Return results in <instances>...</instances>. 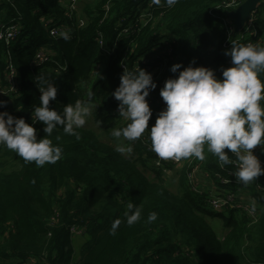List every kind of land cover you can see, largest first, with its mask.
<instances>
[{
  "label": "trees",
  "instance_id": "16d2710c",
  "mask_svg": "<svg viewBox=\"0 0 264 264\" xmlns=\"http://www.w3.org/2000/svg\"><path fill=\"white\" fill-rule=\"evenodd\" d=\"M224 1L179 0L168 7L163 0L160 6L150 0H82L72 9L64 0H0V24L20 25L9 45L0 39V90L12 85L7 77L10 61L16 73L15 90L5 98L0 92V101H6L0 111L32 123L42 94L34 77L42 72L58 85L50 107L62 111L68 103L86 100L92 90L96 121L107 130L122 127L127 121L119 116V101L111 93L120 84L123 64L131 70L145 58L140 67L157 83L147 97L155 100L150 128L166 107L160 89L177 75L171 65L182 62L186 67L195 58L196 66L212 67L221 77L222 69L231 65L224 54L230 39L264 44V3L254 13L253 32L236 34L225 26V21L233 26L234 20L228 16L233 7H223ZM49 20L71 39L51 36ZM41 47L51 52L50 60L33 65ZM34 127L38 138L46 135L42 122ZM77 132L79 139L62 127L53 130L49 138L62 148V156L44 166L25 162L0 145V264L28 259L41 264H264V174L248 185L239 183L235 165L220 167L206 146L204 160L157 165L148 130L126 142L133 148L130 155L117 152L92 129ZM261 147L254 152L264 160ZM195 164L226 189L248 190L252 198L247 201L256 200L258 218L238 207L214 209L208 200L213 187L202 184L203 192H196L188 178ZM144 168L153 170L154 177ZM169 170L177 172L176 190L164 178ZM220 177L229 181L221 183ZM129 201L142 208L141 220L132 226L124 216ZM152 211L157 219L146 223ZM117 218L122 222L112 235ZM220 222L221 234L216 229ZM75 226L82 231L72 232Z\"/></svg>",
  "mask_w": 264,
  "mask_h": 264
},
{
  "label": "clouds",
  "instance_id": "9594fccd",
  "mask_svg": "<svg viewBox=\"0 0 264 264\" xmlns=\"http://www.w3.org/2000/svg\"><path fill=\"white\" fill-rule=\"evenodd\" d=\"M178 2L163 0L168 7ZM161 4L162 0H150V5ZM62 37L71 39L67 31ZM230 43L224 54L231 57V65L222 69L221 77L212 67L196 66L195 58L186 67H182V62L171 65L170 71L177 75L166 79L160 89L166 107L150 128L153 109L147 97L157 83L148 70L140 66L130 70L125 65L120 84L111 93L119 101V116L127 121L124 126L111 129V136L121 141L116 144V151L131 154L132 145L122 141H136L148 130L151 151L159 159L181 161L194 156L204 160L206 146L220 167L235 165L233 175L239 183L248 185L264 174L254 152L257 145L264 151V44L231 39ZM34 80L42 94L32 112V123L7 110L0 111V145L15 151L25 162H35L37 166L55 164L61 159L62 148L49 138L53 130L62 127L66 134L79 139L77 130L85 126L98 105L94 103V91L89 90L86 100L77 99L59 111L50 107V101L58 94L55 80L42 72ZM5 104L0 101V106ZM37 122L45 125L46 135L42 138H38L34 127ZM256 206L252 199L251 210L255 211ZM124 216L132 226L141 220L142 208L129 201ZM156 219L157 213L152 211L145 222ZM121 222L119 218L112 222L110 234H116Z\"/></svg>",
  "mask_w": 264,
  "mask_h": 264
},
{
  "label": "built area",
  "instance_id": "2783aa9c",
  "mask_svg": "<svg viewBox=\"0 0 264 264\" xmlns=\"http://www.w3.org/2000/svg\"><path fill=\"white\" fill-rule=\"evenodd\" d=\"M64 1L67 3V5L70 8L74 9L82 0H64ZM242 1L243 0H228V1H224L221 5L225 8H229V7L236 8ZM262 3H264V1L260 2L258 7ZM257 8L255 9V11L257 10ZM255 11L252 13L251 18L249 19V21L245 25L242 32H246L249 34L253 32V27L251 25L253 23ZM81 24H84V22L81 21ZM46 26L49 29L50 35L53 37L61 36L62 33L66 31V29H63V27L58 26L52 20L47 21ZM225 26L229 31L234 30V24L232 26V23H228L227 21H225ZM232 31H231V33H232ZM19 33H20V25L18 23H10V24L1 23L0 24V39H2L6 45H9L10 42L13 39H15ZM99 42H100V44H103L102 39H100ZM170 53H171V51L167 50V54H170ZM50 56H51V52H48V50L45 47H41L40 49L37 50L32 63H33V65H40V64L50 60ZM147 61H148L147 59L143 58V60L137 66L139 67L142 65V63H147ZM123 66L125 67L124 64H123ZM15 74H16L15 73V67H14L13 63H11V61H10L8 66H7V77H8V80L12 83V85L6 89L4 88V89L0 90V92H2V94H3L2 98H5V96L9 95L10 93H12L15 90L14 86H13V84L15 82ZM147 100L149 101L150 105L152 103H154V101H155L153 97H149V98H147ZM156 157H157V155H156ZM258 158L261 161V165L264 167V160L261 157H258ZM195 159H196V157L193 156L189 159V162H192ZM156 160H157V162H156L157 165H160L163 162H172L175 164H181L184 162L183 159L181 161H174L171 159L162 160V159H159L158 157ZM200 174H202V173H201V166L199 164H195L194 166H192V169L188 172V178L191 181V183L193 185V189L196 192H203V187H202L203 183H202L201 177L199 176ZM205 175L207 176L208 174L205 173ZM220 178H221L220 179L221 183H227L229 181L228 179H226L224 177H220ZM212 187H213L212 192H211V195H210L208 200L214 209L221 211V210H227L229 207H233V208L238 207L241 210H243L244 212H246V214H248L253 220H256L258 218V215H259L258 209L259 208H257V206H256L255 211H252L251 207H250L251 201H247L248 199L239 201L238 198H240V196H239L238 192L226 189L223 187V185L217 184V183L215 185H213ZM81 231H82V228H80V227L75 226L72 228V232H74V233H79ZM22 264H41V263L37 259H28Z\"/></svg>",
  "mask_w": 264,
  "mask_h": 264
},
{
  "label": "rangeland",
  "instance_id": "374dc122",
  "mask_svg": "<svg viewBox=\"0 0 264 264\" xmlns=\"http://www.w3.org/2000/svg\"><path fill=\"white\" fill-rule=\"evenodd\" d=\"M95 104H97V103H95ZM96 111H97V109H93L92 115L88 118V121L85 124L84 128H89V129L94 130L99 135V137H100L101 140H103L106 143H110L111 145H113V146L116 147V144L119 143V142H121V141H117L115 138H113L111 136V129L110 130L105 129V126L103 124H101V123H99V122L96 121V119H95V112ZM122 142L126 144L127 141H122ZM144 171L151 178L154 177L153 170H151L149 168H144ZM176 175H177L176 170H174V171L169 170V171H166L164 173V178L169 182V185L171 186V188L173 190H176L177 189V184L178 183H177V181H175V176ZM214 184H216V183L214 182ZM249 201H252V199L249 200ZM216 229H217V232H219L220 234L224 232L221 222L218 225L216 224Z\"/></svg>",
  "mask_w": 264,
  "mask_h": 264
},
{
  "label": "water",
  "instance_id": "95a60500",
  "mask_svg": "<svg viewBox=\"0 0 264 264\" xmlns=\"http://www.w3.org/2000/svg\"><path fill=\"white\" fill-rule=\"evenodd\" d=\"M264 0H243L236 8L228 11V16L234 20V31L239 34L252 16V13Z\"/></svg>",
  "mask_w": 264,
  "mask_h": 264
},
{
  "label": "crops",
  "instance_id": "0c3cea01",
  "mask_svg": "<svg viewBox=\"0 0 264 264\" xmlns=\"http://www.w3.org/2000/svg\"><path fill=\"white\" fill-rule=\"evenodd\" d=\"M132 154V153H131ZM200 177H201V179H202V183L205 185V186H207V187H210V186H213V185H215L214 184V181L211 179H209L208 177H206L204 174H200L199 175ZM239 195H240V197H243V198H245V199H248L249 197L250 198H252L251 197V194L248 192V190H243V191H240L239 192ZM40 262V261H39ZM41 263V262H40Z\"/></svg>",
  "mask_w": 264,
  "mask_h": 264
}]
</instances>
